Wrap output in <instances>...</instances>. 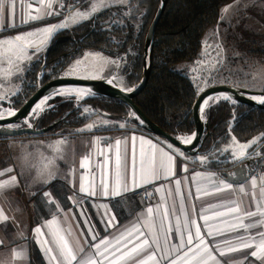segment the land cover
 Segmentation results:
<instances>
[{
    "label": "crops",
    "instance_id": "0c3cea01",
    "mask_svg": "<svg viewBox=\"0 0 264 264\" xmlns=\"http://www.w3.org/2000/svg\"><path fill=\"white\" fill-rule=\"evenodd\" d=\"M91 1L84 0L82 5L73 13L79 9L87 8ZM21 5L24 7H21ZM28 5L29 0H17L15 10L11 7H5L4 11L0 13V39L13 38L17 34L35 31L47 25L58 24L64 20L60 9V0H54L53 9L59 11L60 15L23 23L22 21L28 14ZM32 7L36 8L38 5L32 4ZM13 23L16 27L11 26ZM15 30L17 31L10 33ZM60 31L53 34L47 43L42 46L39 53L32 57L31 60L34 61L31 64L25 61L21 65L23 70L19 75L0 76V81H2L0 89H13L15 87L20 90L18 94L7 98L6 102H11L12 98L21 94L23 88L35 86L29 79V73L38 68L39 62L50 48L54 36ZM31 51H29L30 55ZM7 67V65H4V68ZM24 83H27L25 87H23ZM55 98L45 104L40 115H43L47 108H55V104H52ZM87 110L88 113L84 112L89 115L94 113L90 109ZM88 125H92L90 130L87 127ZM111 125L112 123L105 116L98 115L81 127L61 129L45 135L0 139V172L4 173L0 176V182L9 179L13 175L17 177L18 181L16 186L0 191V208L9 217L8 221L0 223V241L3 242L0 244V264H33V246L41 253L45 263L49 264V257L42 250L41 245L43 239L48 237L45 222L52 218L53 213L59 218L61 227L71 229L70 241L73 245L78 244L84 247L85 251H88V245L92 243L88 232L89 227H93L99 237L106 235L104 224L101 222L105 208L99 206L106 205L107 211L115 215L118 223L110 231L114 235L118 234L124 227L140 222L138 218L142 213H145L147 207L141 205L135 193L149 185L154 186L156 200L148 207L155 208L157 205H163L166 202L170 210L175 205L176 215L180 216L182 214L179 211V201L180 196H184L185 209L189 214V218L195 219L200 225L204 239L220 264H260V261L249 255L254 249L226 251L230 246L226 242H230L231 245L238 244L237 237L248 234L242 228L238 231L229 230V225L237 223L234 214L208 221L212 225L213 236H208V229L201 217L202 215L212 217L215 212L225 211L226 209L223 206L231 205L233 201L239 202L240 206L246 210L252 208L254 206L253 193L256 201L262 200L261 189L264 188V180L261 182L256 180L255 187L252 185L251 180L247 183L237 184L230 181L225 172L247 162H252L253 160H249V158L263 152L264 144L245 152L240 161L216 170L208 165L206 158L198 157L199 155L191 156L167 140L149 136L136 130L133 126H130L128 130L119 131L114 130L116 124ZM133 137L136 138L134 144L137 169H139L140 162V139L143 138L146 141H151L157 148H162L165 152L174 156L172 165L174 174L169 175L167 179L157 178L152 183H144L141 186L139 172L137 171V185L134 191H124L120 196L112 197L109 195L106 198L100 193L99 181L101 175L107 173L105 179L111 192L114 180L115 141H121V151L122 153L125 150L127 151L128 162L131 165ZM168 144H171L173 149H179L183 155L172 152L167 147ZM110 145L111 151H109ZM143 147L145 152L148 153L149 145L144 144ZM84 157L89 158L87 168L81 167ZM106 159L108 164L105 168ZM159 163L160 153L157 152V167H159ZM253 164L255 168L256 164ZM9 168L12 169L11 172L6 171ZM184 168H187V171H184ZM252 175L251 177H253ZM84 176L88 177L89 182L95 180L97 185V195L95 197L79 191ZM176 180L181 181L179 193L176 191ZM221 180L231 182L232 188L217 191L216 188L220 186ZM240 187L244 188V192L239 191ZM158 188L163 190L158 192ZM198 188L200 189L199 192L197 191ZM169 191L171 192L170 195ZM46 192L50 193V197H45L44 193ZM189 192L191 195H189ZM48 199L55 200L59 207L46 204L45 201ZM72 201L77 203L73 204ZM81 212L85 215L82 216ZM169 218L173 223L175 222L171 211ZM259 219H261L259 216L246 218L244 223H251ZM85 221L89 223H85ZM38 226L44 231L45 237L38 238V235L34 232V229ZM218 229L222 230L223 234H215ZM258 231H264V226L249 230L251 233ZM38 239L40 240L39 243L37 242ZM171 242H177L175 232L172 233ZM217 245L220 249L225 250L223 255L217 250Z\"/></svg>",
    "mask_w": 264,
    "mask_h": 264
},
{
    "label": "trees",
    "instance_id": "16d2710c",
    "mask_svg": "<svg viewBox=\"0 0 264 264\" xmlns=\"http://www.w3.org/2000/svg\"><path fill=\"white\" fill-rule=\"evenodd\" d=\"M236 1L167 2L153 39L150 78L135 102L150 119L174 136L194 133L192 107L200 93L192 78L179 66L195 62L201 57L206 35L219 25L224 8ZM160 6L161 0H130L104 8L74 28L57 33L46 59L47 68L43 78H39V72L44 57L38 68L29 73V79L35 86L23 88L21 94L12 98L14 108H20L39 85L62 76L63 70L85 50H98L118 59L121 62L118 84L126 90L136 88L144 76L147 34ZM258 54L264 59V46L258 50ZM261 91L264 92V86ZM52 104H55V108H47L43 115L32 118L39 129L55 124L47 134L81 127L95 116L103 115L112 125L116 124L114 130H128L133 126L140 132L158 138L145 130L130 108L117 99L91 96L78 100L75 97L58 96ZM84 108L94 113L89 115L84 112ZM205 117L211 132L199 156L206 158L213 169L220 170L233 163L227 159L229 152L223 150L231 138L250 141L261 136V144L254 145L250 150L264 144V110L213 98L205 110ZM5 138L0 136V139ZM252 162L256 164L257 160ZM32 250L33 264H46L35 246Z\"/></svg>",
    "mask_w": 264,
    "mask_h": 264
},
{
    "label": "snow or ice",
    "instance_id": "6c2138e0",
    "mask_svg": "<svg viewBox=\"0 0 264 264\" xmlns=\"http://www.w3.org/2000/svg\"><path fill=\"white\" fill-rule=\"evenodd\" d=\"M54 0H29L28 14L27 17L22 21L28 23L30 21L43 20L48 16L60 15V12L53 9ZM17 0H0V13H2L5 7H11L13 10L16 8ZM32 4H37L38 7L33 8ZM110 4L105 3V0H95L91 5L90 11H76L69 17H66L62 22L54 25H47L43 28L35 31H29L24 34H17L13 38L0 39V71L3 72L5 77L12 75H19L23 70L21 65L25 61H30L33 56L37 55L42 49V46L47 43L53 34L56 32L67 29L70 25L79 24L83 21L92 18V15L97 11L109 7ZM21 7H24L21 5ZM63 3L60 4V8H63ZM12 27H16L13 23ZM31 51V55L29 51ZM79 63V62H77ZM108 63L117 64V61H108ZM7 65V68H4ZM74 70V69H73ZM109 79L108 83H113V80ZM2 83V81H0ZM205 84L208 81H204ZM197 92L201 91L199 85H195ZM18 89H13L4 92L0 89V101L9 98L12 94H18ZM127 91L131 92L133 89L129 88ZM84 95L85 90L81 88H63L57 89L49 93L48 97H44L34 107L36 110L43 111L42 104L47 99L54 97L55 95ZM91 95V93H88ZM223 99H231L229 96H224ZM259 103L264 104V95L261 97H252ZM209 98H205L202 101V105L208 104ZM235 103V101H233ZM87 112V109H84ZM203 112V107L200 108ZM14 110L3 111L0 110V121L5 120L9 117L15 116ZM132 115H135L134 113ZM139 119V117H136ZM27 126H31L30 124ZM12 128L13 125H7ZM90 130L92 125L87 126ZM123 127V125H120ZM83 130V129H82ZM135 137L133 140V151L131 156V165L128 162L127 151L122 153L121 141H115V160H114V180L112 182L111 192L109 190V184L105 179L107 173L101 175L99 181V190L104 197L111 195L112 197L120 196L124 191H134L137 185V171L139 172V181L141 186L144 183H152L157 178L167 179L169 175H173V162L174 156L165 152L162 148H157L156 145L152 144L151 141H146L143 138L140 139V162L139 169L136 165V154H135ZM184 144H191L196 139V134L193 133L190 136L178 137ZM250 142L247 145H240L238 150H232L231 148L224 149L229 152L227 159L236 160L242 158L245 155L247 147L251 146ZM149 145L148 153L145 152L143 145ZM167 147L172 152L179 155H183L179 149H173L171 144ZM111 151V145L109 146ZM157 152L160 153V163L157 167ZM203 160V158H202ZM89 158L84 157L81 167L87 168ZM222 163V162H221ZM108 160H105L104 167L106 168ZM11 172L12 169L6 170ZM187 171V168H184ZM245 175L243 183H247L251 180L252 185L255 187L256 179L248 176L247 169L241 170ZM4 175L0 172V176ZM51 175V173H49ZM199 175V174H197ZM239 174H231L233 180L237 179ZM47 182V181H46ZM18 183L15 175L11 176L0 182V191L16 186ZM181 181L176 180L175 186L177 193L180 192ZM222 186V187H221ZM232 183L224 180L220 181V186L216 188L217 191L223 189H231ZM162 188H158L157 191H162ZM79 191L89 196L95 197L97 195V185L95 180L89 182L88 177H82ZM199 192L200 189L198 188ZM240 192H244V188L240 187ZM262 200L256 201L255 194L253 193L254 206L249 209H244L240 206L239 202L233 201L231 205H224L225 211H218L213 214L212 217L208 215H202V219L205 222V227L208 229V236H213L212 225L208 223L210 219H216L220 217L232 216L237 221L236 224L229 225V230L238 231L244 229L246 236L242 235L237 237L239 240L238 244L231 245L226 251H238L241 249H254L250 252V256L260 261V264H264V231H258L256 233L249 232L250 229L264 226V188L261 189ZM171 192L169 191V195ZM45 197H50V193H44ZM189 195L191 193L189 192ZM69 199H71L69 197ZM73 204L77 203L72 201ZM46 204H53L57 208L59 205L53 199L45 201ZM99 207L105 208L103 213L102 223L104 224L105 236L99 237L93 227L88 228V232L91 236V241L88 245V251L82 246L73 245L70 241L71 229L61 227L59 218L53 213L52 218L45 222V227L48 229V237H45L44 231L41 227H36L34 232L39 237H45L42 242V250L49 257V264H220L213 254L212 249L204 239L201 232L200 225L195 219H190L187 210L185 209L184 196H180L179 211L182 215H176V207L173 205L171 210L166 202L163 205H157L154 207H147L145 213H142L138 218L140 222L133 223L131 226L124 227L123 230L119 231L118 234H112L111 229L116 227L118 221L115 219V215L107 211L106 205H100ZM171 215L175 218L173 223L170 220ZM81 215L85 213L81 212ZM261 217V219L251 222L244 223L246 218ZM9 220V217L4 214V210L0 208V223H4ZM85 223H89L85 221ZM6 226V225H5ZM177 234V242H171L172 233ZM215 234H223L222 230H217ZM38 243L40 240L38 239ZM3 242L0 241V244ZM220 254L223 255L225 250L216 246Z\"/></svg>",
    "mask_w": 264,
    "mask_h": 264
},
{
    "label": "rangeland",
    "instance_id": "374dc122",
    "mask_svg": "<svg viewBox=\"0 0 264 264\" xmlns=\"http://www.w3.org/2000/svg\"><path fill=\"white\" fill-rule=\"evenodd\" d=\"M129 1L105 0V3L112 6L128 3ZM94 2L95 0H92L87 8L78 11H90ZM77 25L73 24L68 28L72 29ZM263 46L264 0H237L224 8L219 25L206 35L201 57L195 62L180 65L179 69L185 71L192 78L195 85H199L202 90L216 85H230L258 91L264 86V59L258 54V50ZM33 61L26 62L31 64ZM108 61H117V64L108 63ZM120 69L121 62L118 59L98 50H85L63 70L62 76L81 79L115 77L118 82ZM0 76H4L1 71ZM204 81H208V83L205 84ZM26 84L24 83L23 87ZM2 90L7 92L10 89L4 88ZM14 95L16 94H12L9 98ZM60 97L75 96L70 94L60 95ZM80 99L83 98L79 97L78 100ZM6 100L7 98L3 100L5 102L0 101V110H14L12 101L6 102ZM216 100H219V97ZM260 138L261 136L250 141H239L231 138L224 149L231 148L235 151L239 149L240 145H247L255 141L251 143L250 147H247L245 150L247 152L254 145L261 144L259 142ZM240 160L241 158L231 161L238 162Z\"/></svg>",
    "mask_w": 264,
    "mask_h": 264
},
{
    "label": "water",
    "instance_id": "95a60500",
    "mask_svg": "<svg viewBox=\"0 0 264 264\" xmlns=\"http://www.w3.org/2000/svg\"><path fill=\"white\" fill-rule=\"evenodd\" d=\"M168 0H161V6L151 24L149 32L146 38V46H145V66H144V76L140 84L133 89V91L129 92L126 89L122 88L116 79L113 80V83H108L109 79H113L112 77L100 78V79H81V78H73L66 76H59L53 79H50L43 84L39 85L35 93L18 109H14L16 112L15 116L9 117L5 120L0 121V136L3 137H17L24 135H45L50 132L54 125H50L46 128L39 129L35 123H33L32 118L35 116L39 117L40 112L36 110L34 112L35 105L41 101L42 98L48 97L49 93L53 92L57 89L63 88H73V87H81L86 89L88 93L86 97L89 98L91 96H104L108 98H113L120 100L125 103L134 113L135 118L137 119L141 126L147 130L148 132L170 142L171 144L177 146L187 154L191 156H198L203 145L206 142L207 137L210 135L211 129L210 125L206 122L205 110L208 106L202 105V101L205 98H209L208 103L213 98L223 99L224 96H229L231 101H235L237 103H242L248 106H251L256 109L264 110V104L259 103L257 100L252 99V97H261L264 95V92L261 90H248L244 88H238L230 85H216L208 87L202 90L196 97L195 102L192 107V120L195 127L194 133L196 134V139L191 144H184L181 142L178 137L174 136L169 132L165 131L162 127H160L157 123H155L152 119H150L145 112L141 109V107L135 102V98L146 88L150 74H151V66H152V44L154 35L156 33L157 26L164 14L166 9ZM50 48L44 55V63L40 68L39 78L42 79L47 68L46 59L51 51ZM76 99L79 97L73 94ZM60 95H55L54 97H58ZM52 97V98H54ZM52 98L46 100L44 104H42V108L44 109L45 104H47ZM80 99V100H83ZM203 107V112L200 111V108ZM31 125L30 127L27 125ZM7 125H13L12 128L7 127ZM242 169H247L248 176L254 173L255 168L253 162H247L236 168L225 172V175L230 181L234 183H242L245 180V175L241 171ZM231 174H239L236 180L231 178Z\"/></svg>",
    "mask_w": 264,
    "mask_h": 264
},
{
    "label": "built area",
    "instance_id": "2783aa9c",
    "mask_svg": "<svg viewBox=\"0 0 264 264\" xmlns=\"http://www.w3.org/2000/svg\"><path fill=\"white\" fill-rule=\"evenodd\" d=\"M84 0H60V4L63 3L64 7L60 8L63 18L69 17L73 12L82 5ZM249 160H257L253 177L261 182L264 180V150L257 156L249 158ZM135 196L141 202L143 207H148L155 202L156 197L154 193V186L149 185L135 193Z\"/></svg>",
    "mask_w": 264,
    "mask_h": 264
},
{
    "label": "bare ground",
    "instance_id": "6f19581e",
    "mask_svg": "<svg viewBox=\"0 0 264 264\" xmlns=\"http://www.w3.org/2000/svg\"><path fill=\"white\" fill-rule=\"evenodd\" d=\"M73 88H81V87H73ZM81 89H84V88H81ZM85 90V94L84 95H76V96H79V97H81V98H83V97H85V96H87V94H88V92L86 91V89H84ZM74 94V93H73Z\"/></svg>",
    "mask_w": 264,
    "mask_h": 264
}]
</instances>
